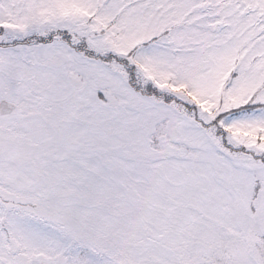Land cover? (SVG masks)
Instances as JSON below:
<instances>
[{
    "label": "snow or ice",
    "instance_id": "6c2138e0",
    "mask_svg": "<svg viewBox=\"0 0 264 264\" xmlns=\"http://www.w3.org/2000/svg\"><path fill=\"white\" fill-rule=\"evenodd\" d=\"M0 264H264V0H0Z\"/></svg>",
    "mask_w": 264,
    "mask_h": 264
}]
</instances>
